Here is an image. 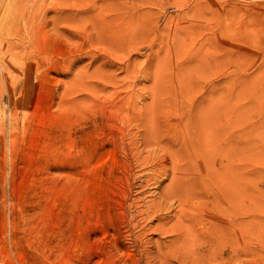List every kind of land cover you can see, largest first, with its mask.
Here are the masks:
<instances>
[{"label": "rangeland", "instance_id": "obj_1", "mask_svg": "<svg viewBox=\"0 0 264 264\" xmlns=\"http://www.w3.org/2000/svg\"><path fill=\"white\" fill-rule=\"evenodd\" d=\"M74 1L48 0L64 17L0 57V264H264V0ZM192 107L243 175L241 212L217 211L232 227L240 212L239 238L202 260L169 230L166 140Z\"/></svg>", "mask_w": 264, "mask_h": 264}, {"label": "bare ground", "instance_id": "obj_2", "mask_svg": "<svg viewBox=\"0 0 264 264\" xmlns=\"http://www.w3.org/2000/svg\"><path fill=\"white\" fill-rule=\"evenodd\" d=\"M5 1L7 2L4 4V6L3 2ZM47 1L48 0H0V7H2V5L4 6L3 11H1V14L3 12L2 20L4 21V30L2 32L7 34V36L2 35L7 37V40L5 38L1 39L2 36H0V57H2L3 60L7 59L2 61L3 65H1L3 67H6L7 62L11 59V57H13V55L18 56L24 50L26 47L24 44L27 41H31L36 36V39L41 36L39 33L42 34L43 28L41 32L38 33L39 29L41 28V24H44V26L46 24L48 25L49 19L55 20L57 16L63 12L65 13L64 10L66 9L64 8L66 6L60 8L56 7V10H54V7L52 10L49 8L50 6L48 7L49 3H47ZM90 3L93 2L91 1ZM85 5L86 4H84V7ZM59 6L61 5L59 4ZM79 7L81 8V6ZM49 9H51V11L55 14H59L57 16L53 15V17ZM67 9L69 10V8ZM113 10L115 12V6ZM112 14L113 12L110 14V16H113ZM124 14L127 15L128 13L125 12ZM120 15L119 17L113 16V18L115 17L116 20L115 18L112 19L111 17V20L107 21L109 23H107L109 26V28H107V32L110 33L112 39L125 38L124 35L126 33L123 34L122 28L126 27L125 24L128 26L129 22L126 20L128 23L126 22L124 24L123 22H125V18L121 19L122 15ZM69 16L67 18H69ZM73 16L75 17V15ZM78 16H80V14H78ZM62 17H64L63 14ZM82 18L79 17V19ZM112 20H114L115 23H117V21L118 23H121L122 21L123 26L122 24L118 25L117 23L119 28L122 27V31L119 30V28L117 30V27L115 30V25L110 26L113 23L112 22L110 24ZM56 22L58 23L59 20ZM131 24H133L132 21ZM124 32H127V30ZM129 32L128 36H131ZM37 33L39 36L36 35ZM17 38L19 39L18 43ZM4 39L8 41V43L9 41L10 43L13 42V40L16 42L14 41L15 44L9 43L10 45L6 42V45L3 42ZM167 51L172 52L169 50ZM173 81L176 82L177 80L173 79ZM161 82H164V79H161ZM165 83H172V81L165 79ZM158 112H160L161 115L164 113V118H168V115H166L165 112L162 113L161 109H158ZM207 113L208 111L201 107H192L184 116L185 120L189 118L187 121L178 122L177 125H171V131L167 135L166 140L167 143H170V145L172 144L169 147V150L174 148L169 152V154L173 156V161L171 158L173 163L170 165L172 166V177L170 179V184L167 191L169 194L168 199L175 201L177 205L176 212H178H175L176 220L174 219V223L169 226V230L172 231L171 233L174 235V238L171 241L174 248L171 250L192 260H202L209 248L212 247L211 245H213L216 240L220 238L221 241L223 238L226 239L227 234L233 235L238 239L243 224V220L240 215L243 206L241 149L236 148L235 152H232V156L235 157L236 161H234L233 163L235 164H233L231 162L232 159L229 156L231 154H229L226 150L227 144L224 138L218 139L219 142L217 143L216 148L213 146L212 143H214V140L211 141L212 133L209 132V128L205 127L210 121L209 115ZM179 117H182V115ZM191 118L193 119V122H191ZM150 129L152 128L146 127L144 133H142L147 142H150L154 139L153 131ZM226 203L230 204V208L232 210L236 209L237 211H240L239 215L235 216L233 227L229 221L225 220V222L221 216L217 215V211L219 209L226 210ZM153 207L155 206L153 205ZM143 208L146 209L145 207ZM141 218H143V216ZM229 226L232 227V230Z\"/></svg>", "mask_w": 264, "mask_h": 264}]
</instances>
